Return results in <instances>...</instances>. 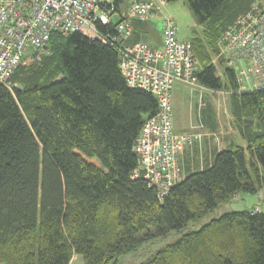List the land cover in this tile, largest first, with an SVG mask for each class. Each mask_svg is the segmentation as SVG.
I'll return each instance as SVG.
<instances>
[{
	"label": "trees",
	"instance_id": "1",
	"mask_svg": "<svg viewBox=\"0 0 264 264\" xmlns=\"http://www.w3.org/2000/svg\"><path fill=\"white\" fill-rule=\"evenodd\" d=\"M256 2L264 7V0H187L205 26L190 39L201 64L198 84L233 91L232 125L245 143L236 137L209 162L190 159L196 163L162 200L133 175V144L157 101L127 85L114 46L53 31L39 59L26 52L10 87L0 83L1 261L120 264L121 256L173 232L179 237L132 264H264V87L238 92L232 64L219 59V76L211 62L220 35ZM134 24L133 40L143 39L136 32L142 23ZM243 194L259 200L212 215Z\"/></svg>",
	"mask_w": 264,
	"mask_h": 264
},
{
	"label": "built area",
	"instance_id": "2",
	"mask_svg": "<svg viewBox=\"0 0 264 264\" xmlns=\"http://www.w3.org/2000/svg\"><path fill=\"white\" fill-rule=\"evenodd\" d=\"M166 4L167 0H0V83L10 87L9 78L28 50L39 59L53 31L64 35L79 32L112 44L127 85L147 90L156 98L158 109L145 118L133 144L137 155L133 175L153 186L159 200L182 178L178 154L197 135L174 131V84L208 90L198 84L201 64L191 41L179 39L175 20L164 13ZM155 18L162 22L160 45L134 41V23ZM99 25L112 31H101ZM217 46L211 62L216 66L215 60L222 58L237 66L240 90L264 87V7L254 3L220 35ZM202 106L200 101L199 108ZM198 127H202L200 122L193 126ZM0 264L6 263L0 260Z\"/></svg>",
	"mask_w": 264,
	"mask_h": 264
},
{
	"label": "rangeland",
	"instance_id": "3",
	"mask_svg": "<svg viewBox=\"0 0 264 264\" xmlns=\"http://www.w3.org/2000/svg\"><path fill=\"white\" fill-rule=\"evenodd\" d=\"M263 1V0H258ZM164 13L171 18H173L178 27V37L181 40H190L196 36H199L204 31V24L202 22L197 21L196 17L192 13L191 9L188 6L187 0H175L167 2ZM161 26L162 22L160 18L152 19L151 22L145 23V37L143 40L148 43L151 47L153 45H157L156 43L160 40L159 36H161ZM216 56V53L213 54ZM212 56V57H213ZM219 59L215 60L217 72L219 76H222V69L218 63ZM234 69L237 66L232 65ZM239 88V86H238ZM199 86H191L186 85L182 82H175L173 90H172V121L174 131H185L189 129L190 124L198 125V114L200 113L202 116V110L204 106L211 105L214 106L215 112H217V122L218 128H222V130H227L229 128L233 129V118L231 112L229 110V94L233 92L231 89H221V90H206L199 91ZM240 89H238V92ZM201 93V100L199 98ZM200 101H203V105L199 108ZM201 129V128H195ZM207 128L204 129L206 131ZM90 162L100 166L99 162L95 159L89 160ZM263 199H261V209L264 212V187L261 189ZM256 195L252 194H243V199L223 203L218 207L217 211L212 215L215 216L217 213L221 211H229V210H239L244 207H250L255 202H258L259 199L255 197ZM257 199V200H256ZM208 218L204 217L199 222L189 223L188 229L198 228L201 224L207 222ZM179 233H169L168 235L162 238H152L150 241L143 243L139 247H137L132 252H129L120 257V264H132V262H137L141 260L144 256L149 253L157 250L159 247L165 245L168 242L173 241L175 238L179 237ZM71 264H81V261L78 257H74Z\"/></svg>",
	"mask_w": 264,
	"mask_h": 264
},
{
	"label": "crops",
	"instance_id": "4",
	"mask_svg": "<svg viewBox=\"0 0 264 264\" xmlns=\"http://www.w3.org/2000/svg\"><path fill=\"white\" fill-rule=\"evenodd\" d=\"M147 23V22H146ZM145 23L141 24L140 29H136V32L141 36L142 38L145 37L144 34V27ZM160 40L156 43L157 45H153L152 47H156L160 45L161 43V36H159ZM202 112V116H200V113L198 114L200 117L197 116L198 122L201 119V122L203 124V127L201 129H195L193 126L195 124H190L189 129L185 131H178V132H190V133H195L197 134L196 137L194 138L193 142L189 145L183 146L181 152L178 154V163H179V170L182 175V177L185 176L186 171H187V165L196 163V162H191L188 164L190 159L200 158L201 159H206L208 162L211 160L213 154L215 151L221 149L222 147H225L229 144L231 140L239 141L240 144L244 145V140L239 136L236 130L233 128H229L227 130H222V128H218V125L215 126L214 129H211L210 127L206 125L208 118V113L213 114V117L217 121V112H215L214 106H210L209 109H207V106H204ZM210 121V120H209ZM218 124V122H217ZM207 128L206 131L204 129ZM201 163V162H199ZM261 191V190H260ZM260 196V194H259ZM240 199L243 197L239 196ZM257 197V196H255ZM261 199H263V196L261 195ZM244 201V199H242ZM257 200V199H256Z\"/></svg>",
	"mask_w": 264,
	"mask_h": 264
},
{
	"label": "water",
	"instance_id": "5",
	"mask_svg": "<svg viewBox=\"0 0 264 264\" xmlns=\"http://www.w3.org/2000/svg\"><path fill=\"white\" fill-rule=\"evenodd\" d=\"M45 48H47V46H45Z\"/></svg>",
	"mask_w": 264,
	"mask_h": 264
}]
</instances>
